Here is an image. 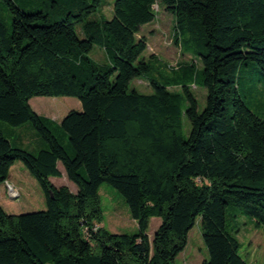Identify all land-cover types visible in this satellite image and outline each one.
<instances>
[{"label": "trees", "instance_id": "1", "mask_svg": "<svg viewBox=\"0 0 264 264\" xmlns=\"http://www.w3.org/2000/svg\"><path fill=\"white\" fill-rule=\"evenodd\" d=\"M51 1L26 12L0 0L9 20L0 12V121L30 123L42 140L31 152L0 129V184L20 162L46 198L45 211L21 215L0 205V264H174L198 218L209 257L202 264H249L227 232L226 210L264 228V119L237 86L240 68L264 72V0H115L113 17L99 20L90 17L106 0ZM160 4L192 61L168 73L161 64L149 79L139 34ZM94 47L107 63L88 56ZM142 79L153 93L130 91ZM193 85L207 90L202 112ZM37 97L76 98L82 110L54 127L57 137L32 109ZM59 163L76 193L51 183L62 176ZM105 184L125 200L135 234L102 227ZM154 218L161 223L150 237Z\"/></svg>", "mask_w": 264, "mask_h": 264}, {"label": "rangeland", "instance_id": "2", "mask_svg": "<svg viewBox=\"0 0 264 264\" xmlns=\"http://www.w3.org/2000/svg\"><path fill=\"white\" fill-rule=\"evenodd\" d=\"M160 1L158 0L159 3ZM15 2L20 9L26 12H34L41 9L40 0H15ZM114 2L115 0H106L105 5L96 14L92 15L90 19L99 20L101 17L111 19L113 17L112 8ZM49 3L53 5L51 0H49ZM0 12L7 19L5 11L1 10ZM155 12V21L142 26L139 34V37H145L147 40V49L141 55V58L145 59L151 65L152 70L149 79H157L159 77V66L161 64L168 66V71L164 69L168 73L171 71V68H176L180 63H190L192 61L189 55L181 54L180 48L173 42L174 16L169 14L161 4L160 6H155ZM76 31L78 37L83 38L81 35V25L76 26ZM88 56L100 64L108 62L105 51L100 47H94ZM193 62L197 64L199 70L203 69L198 59H193ZM237 86L238 93L246 105L253 113L264 119V72L256 69L252 64L249 67L240 68L238 71ZM129 89L130 91L135 89L143 94L153 93V89L147 79L133 80L130 83ZM170 90L180 92L181 88L173 87ZM191 91L197 99L198 111L202 112L206 105V88L193 85ZM43 100H49L51 103L47 104ZM30 105L36 108L37 110H34L32 107L37 114L40 113L39 115L43 117L48 118L47 112L50 110L58 116L57 119L49 117L52 122L50 128L52 130L59 125L60 119H63L68 112L82 110L80 101L70 97H37L30 101ZM184 123L188 125L185 117ZM0 129L6 137L13 139V141H18L31 152L37 153L41 147H38L35 141L34 134L36 135V132L30 123L19 127H12L0 121ZM53 133L58 137V132L54 130ZM185 136L187 137V129ZM37 138L41 140L39 136ZM67 142L66 137L65 142L62 143L66 145ZM16 164L17 167L13 169V173L20 178L23 189L20 192L10 182L19 192L20 196L18 199H11L6 193H4V197H1L0 193V205L11 215L45 211L46 198L38 182L29 174L22 163L17 162ZM18 166L22 172H18ZM53 183L57 187L69 185L72 187L73 193L77 192L75 184L70 182L67 176L64 178H56ZM0 188L2 187L0 186ZM100 197L104 211L102 227L115 234H135L137 232V226L129 214V208L123 197L114 188L106 184L100 189ZM226 219L227 232L239 242V255L249 264H264V228L258 227L248 217L241 215L239 208L234 206L227 208ZM160 223L161 220L159 218L152 219L148 232L150 237H153ZM208 258V252L201 235V218H198L189 234L186 249L176 258L174 264H202Z\"/></svg>", "mask_w": 264, "mask_h": 264}, {"label": "crops", "instance_id": "3", "mask_svg": "<svg viewBox=\"0 0 264 264\" xmlns=\"http://www.w3.org/2000/svg\"><path fill=\"white\" fill-rule=\"evenodd\" d=\"M32 100V99H31ZM30 100V101H31ZM43 102H46L47 104H50L51 103V101H49V100H43ZM33 107V106H32ZM49 108H51L50 106H49ZM33 109L34 110H37L36 108H34L33 107ZM38 112V111H37ZM39 113V112H38ZM40 114V113H39ZM47 117L49 118V117H53V118H55V119H57L58 118V116L57 115H55V113H53L51 110L50 111H48L47 112ZM63 119H60V122L59 123H61V121H62ZM34 136H35V141H36V143H37V145H38V147L39 146H42V142L36 137V135L34 134ZM17 164H15L12 168H11V171H10V177H9V182H11V183H13L15 186H16V188L21 192V190L23 189V185H22V183H21V181H20V178L18 177V175H15L14 173H13V169L15 168V167H17L16 166ZM19 167V166H18ZM58 168H59V170H60V172H61V174H62V176L60 177V178H64V177H66V173H65V169H64V167H63V165L61 164V163H59L58 164ZM18 172H22V170H21V168L19 167L18 168ZM54 179H56V178H51L50 179V181H51V183L54 185V183H53V181H54ZM0 186L2 187V188H0V193H1V197H4V193H6V195L8 196V194H7V191H6V187H5V184H0ZM55 186V185H54ZM70 190H71V192H73V189H72V187L71 186H69V185H66ZM55 187H57V186H55ZM62 187V186H61ZM76 187V186H75ZM77 188V187H76ZM2 189V190H1ZM76 193V192H75ZM134 223H135V225L137 226V224H136V222L135 221H133Z\"/></svg>", "mask_w": 264, "mask_h": 264}, {"label": "built area", "instance_id": "4", "mask_svg": "<svg viewBox=\"0 0 264 264\" xmlns=\"http://www.w3.org/2000/svg\"><path fill=\"white\" fill-rule=\"evenodd\" d=\"M5 187H6V191L8 193V196L11 199H18L19 198V196H20L19 192L16 190V188L13 185L10 184L9 181H7L5 183Z\"/></svg>", "mask_w": 264, "mask_h": 264}]
</instances>
